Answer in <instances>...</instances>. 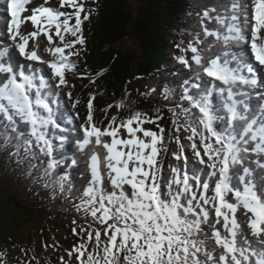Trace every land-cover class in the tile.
Here are the masks:
<instances>
[{
    "label": "snow or ice",
    "instance_id": "obj_1",
    "mask_svg": "<svg viewBox=\"0 0 264 264\" xmlns=\"http://www.w3.org/2000/svg\"><path fill=\"white\" fill-rule=\"evenodd\" d=\"M30 2L9 3L6 40L11 46L0 48V114L13 126L14 118L19 117L30 127L40 152L50 158L47 175L60 163L53 157L47 133L50 128L67 131L56 117L63 102L60 89L68 86L66 72L77 67L71 57L79 56L77 45L86 43L83 25L92 9L86 10L84 0H59V9L70 10L39 6L24 16ZM215 11L210 8L203 12V35L213 38V43L225 51L205 62L199 39L187 49L177 45L182 53L177 62L189 71L195 64L199 71L179 86L180 100L187 107L179 112L169 109L172 128L167 138L165 128L158 123L162 119L159 109L154 117L139 110L125 119L112 116L105 127H97L93 121L95 96L90 94L86 119L73 129L76 147L80 151L89 145L100 147L104 156L93 150L87 161L88 187L74 208L90 216L91 223L87 228L82 226L79 233L72 229L80 241L68 250V262L60 258L61 264H264V183L257 185L248 179L252 169L245 166L255 154L258 158L253 162L264 168L259 159L264 156V110L256 115L244 99L238 98L248 96L243 89L258 84L257 66H264V0H232L223 15H209ZM212 19L223 31L203 25L204 20ZM27 22L33 31L23 34L20 28ZM40 35L46 37L49 46L45 51L52 60H43L35 46L29 50V41ZM234 42L247 47L232 51L229 45ZM186 51L192 53L191 63L184 55ZM205 76L208 84L195 82H202ZM85 78L95 83L94 78ZM213 93L223 98L219 112L213 108ZM162 95L168 99L170 89L165 87ZM67 96L72 99L71 92ZM78 103L74 101L72 107ZM125 106L124 100L115 104L117 109ZM146 124L155 125L157 130L144 127ZM121 130L126 135L122 136ZM182 132L186 133L183 137ZM185 142L199 167H190ZM29 145L30 141H25L21 146L27 152ZM76 163L73 158L68 167ZM66 179V174L59 177L62 192ZM238 212L246 217V230L241 228ZM246 231L256 238L259 248L252 246ZM21 251L27 256V250ZM33 260L34 256L21 264H32ZM0 264H7L4 253H0Z\"/></svg>",
    "mask_w": 264,
    "mask_h": 264
},
{
    "label": "trees",
    "instance_id": "obj_2",
    "mask_svg": "<svg viewBox=\"0 0 264 264\" xmlns=\"http://www.w3.org/2000/svg\"><path fill=\"white\" fill-rule=\"evenodd\" d=\"M133 1L101 0L99 17L91 32V36L97 41V51L92 58L93 68H86V71L92 76L102 72V80L98 77V81L91 84V92L98 107H115L117 102L124 100L126 106L118 109L117 113L121 119L127 118L133 111H142L141 108L146 110L142 111L144 113H149L150 109L165 110V125H170L167 127V138L168 130L172 128L168 115L171 111L167 106L179 112L180 105H174L173 102L160 97L145 98V104L142 95V100L139 101L132 96H136L137 91H140L139 85L141 87L144 81L163 80L167 77L170 66L166 65L165 60L170 59L177 63L176 56L182 54L177 45L185 48L179 38L187 42L188 35L193 34V28L200 23L198 8H203L202 5L208 0H136L135 4ZM126 40L128 44L124 48ZM184 55L188 56L189 53L186 51ZM187 58L189 60L191 55ZM171 86L175 88L173 84ZM173 93L176 96L174 90ZM2 117L0 114V124L5 126ZM19 133L15 125L0 132V241L10 237L18 238L26 232L28 244L42 241L45 236H52L61 226V222L54 216L50 207L44 208L37 199L29 198L28 187L42 192L43 195L47 193L48 186L45 185L42 175L44 170L48 169V164L44 158L41 160L43 153L39 150L30 151L28 154L37 161L33 165L36 166L35 173L31 172V167L27 168L28 161L25 163L18 159L4 143L3 136L11 135L9 139L18 141L14 147L21 149ZM184 135L186 133L182 132L181 136ZM23 138L26 140V135H23ZM185 144L187 148V142ZM169 147L175 148V145L170 144ZM32 153L33 155H30ZM48 185L52 186L53 182ZM18 190L24 191V194H20ZM21 225L26 227L22 230Z\"/></svg>",
    "mask_w": 264,
    "mask_h": 264
},
{
    "label": "rangeland",
    "instance_id": "obj_3",
    "mask_svg": "<svg viewBox=\"0 0 264 264\" xmlns=\"http://www.w3.org/2000/svg\"><path fill=\"white\" fill-rule=\"evenodd\" d=\"M133 2L135 4L136 0H134ZM221 2H222V0H217L216 4L220 5ZM39 3H43V5L45 4L44 0H39ZM228 3L230 4V0H228ZM84 4H85L86 10L87 9H92V14H91L89 20L84 22V25H83V29H84L83 35L85 37L86 43L82 47V49L80 51L79 59H80V62H83V65L85 66V68L91 70L90 68H93L92 58L94 57V54L97 51L96 46H95V45H97V41H96V39L93 36H91V32H92V28H93L96 20L99 17V11H100V8H101L102 4H101V0H95V2H93V0H84ZM45 5L50 6V7H56V5H57V7H58L59 6V2H58V0H48V3L45 4ZM67 10L69 11L70 9H67ZM31 31H33V27L31 25V23L29 22L25 26L24 33L26 32V34H28ZM53 39H54V41H56L55 40V36L53 37ZM56 42H58V40ZM127 42H128V40L125 41V44L123 45V47L128 44ZM39 44L42 45L43 52L45 53L46 57L48 59H52V56L45 51V49L49 46L48 43H47L46 37H44L43 35H40L38 38H36V40L33 42L32 48L35 46L37 49H39V47H40ZM210 44H213V40L210 42ZM53 46H55V45H53ZM12 49L15 51L14 48H12ZM127 49L130 50L129 48H127ZM213 49L214 48H210V52ZM71 60L74 61L76 63V65H77L76 69L73 71L72 74H74V77H80V78H78V80H81L82 84L78 88L77 85L73 83V81L67 79V85L68 86L67 87H62L60 89V92L63 94L64 99L70 103L71 109H72V115H74V118L78 119V123L80 122V125H82L84 123L85 119H86L87 111H88V109H87V101H88V99L85 100L86 99V95H87L86 91H91L92 88H91V85H88V83H87L89 78H85V76L81 75L78 72L79 61H78L77 57L76 56H72ZM192 65H195V64H192ZM180 71L182 73L183 72H187V73L190 72L188 69H185L183 67L181 68ZM71 72L72 71H68L66 73L69 74ZM86 76L87 77H91L89 72H87ZM98 77H102V75L97 76V78ZM100 80H102V78ZM132 85L133 84L131 83V86ZM151 86H152V84L149 83V82H146V81L143 84L141 83V88L144 87L145 90L150 89ZM69 91L72 92V99L71 100H69L68 96H67V93ZM141 95H143V91L142 90L137 91L136 96H132V98H135V99H137L139 101V100H142L140 98ZM76 100H78L79 103L76 104L75 108H73L72 107V103L74 101H76ZM98 108H99L98 104L94 101V103H93V117L95 118V120L93 119V121H94V123H95V125L97 127H101L104 124L106 125L108 123V121L111 119L112 115L118 113V109H116L115 107H112V108L108 109L107 111H105V113H103L104 111H102V110H101L102 112H97L96 109H98ZM141 109H142V111H146L144 108H141ZM77 114H78V118H77ZM147 114L149 116H152L149 113H147ZM158 123L160 125L162 124L159 121H158ZM144 127L150 128L152 130H157L155 125H153V124H146V125H144ZM121 135L124 136V135H126V133H124L123 130H121ZM187 156L190 158V163L196 164V161H195V159H192V156H189V155H187ZM129 191H130V189H129ZM18 192L20 194H24V191L20 192V190H18ZM27 193L30 194L29 192H27ZM65 196L68 197L69 195L65 194ZM41 200L43 201V199H41ZM79 202H80V199L78 198V200H77V198H76V203H79ZM70 209H71V211H76L74 206H71ZM76 213H77V215L85 216L83 213H78L77 211H76ZM248 215H251V214L249 213ZM237 216H239L240 219H241V228L243 230H246L247 229L246 217L241 212H238ZM87 219H88L87 223L88 224L91 223V217L88 216ZM73 221H72V224H67V223L64 224V220H61V222L64 224L63 225L64 227L60 226L59 229L57 230V232L53 233V235L55 237H52L53 235L52 236H45V237H43L42 241H37L38 243H40V247L46 248V249H49V250H64L66 246L63 243V240L65 238L73 235V233H72V229L73 228H76L77 233H79L82 226L85 227V228L88 227V226H84L81 223L76 222V221H75V224H74ZM25 227H26V225H21V229L22 230ZM66 227H68V228H66ZM93 227H95V225H93ZM24 233H25V235H22V236H20L18 238L10 237V238H8L7 242L4 243L3 246H4L5 250H6V252H4V254H6V257H7V264H21V261L31 259L33 256L37 260L38 257L36 255L32 254V255L25 256L22 253V251H21L22 249L26 250L27 249L26 247H29L28 244H31V242L30 243L28 242V244H26V232H24ZM248 233H250V231H246V234H248ZM73 238H75V239H73L72 241L73 242H77L78 240L76 238L79 239L80 236L79 235H76V236L73 235ZM85 239H86V237H85ZM238 239H240V237H238ZM89 251H91V249ZM40 252L44 253V255H46L48 253L46 250H43V249H40ZM66 257H68V255L65 256V258ZM73 259H74V257H73ZM36 260H33L32 264H36ZM53 263H54V261H53ZM56 264H61V260L56 262Z\"/></svg>",
    "mask_w": 264,
    "mask_h": 264
},
{
    "label": "bare ground",
    "instance_id": "obj_4",
    "mask_svg": "<svg viewBox=\"0 0 264 264\" xmlns=\"http://www.w3.org/2000/svg\"><path fill=\"white\" fill-rule=\"evenodd\" d=\"M0 2H1V0H0ZM2 18H4L3 20L6 19V17H4V16H3ZM218 46H219V47H218L217 50H218L219 53L222 52V51H224V47H223L222 45L219 44ZM229 48H233V47H232V44L229 45ZM41 53L43 54L42 51H41ZM38 55H39V54H38ZM40 55H41V54H40ZM43 55H44V54H43ZM17 56H18V54H17ZM2 79H3V76L0 75V81H2ZM59 109H62V111L66 113V109H65L64 107L59 108ZM263 110H264V106H263ZM257 111L261 113L262 110H257ZM71 121H72V120H71ZM72 123H74L73 126H72L73 129H76V128H77V124H76L75 122H73V121H72ZM91 146H93V145H91ZM250 146H254V145H250ZM93 147H94V146H93ZM95 151H96L97 153L100 154L101 158H103V156H104V150H103L102 148L99 149V150H95ZM17 157H18V159H21L20 156H17ZM252 158L256 160L258 157H257L255 154H252ZM259 159H260L262 162H264V156L259 157ZM246 166H247V167H250V168L252 169V175L249 176L248 179L254 180V181L256 182L257 185L264 183V168H259V167H257V165H256L254 162H250V163H248ZM241 171H242V169H241ZM238 220L240 221V218H238ZM248 239L251 241L252 246H253L254 248H259V247H260V246L257 244V242H256V238H255V237H252L250 233H248Z\"/></svg>",
    "mask_w": 264,
    "mask_h": 264
}]
</instances>
